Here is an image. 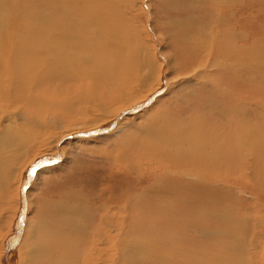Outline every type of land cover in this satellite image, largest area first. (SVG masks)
Returning a JSON list of instances; mask_svg holds the SVG:
<instances>
[{
  "label": "bare ground",
  "instance_id": "6f19581e",
  "mask_svg": "<svg viewBox=\"0 0 264 264\" xmlns=\"http://www.w3.org/2000/svg\"><path fill=\"white\" fill-rule=\"evenodd\" d=\"M104 1L0 0V264H255L249 237L242 240L249 228L247 217L237 215L242 202L235 189L249 191L251 161L256 164L250 155L260 142L253 138L259 129L244 106L256 93L249 81L253 58L264 68V47L248 44L251 6L257 0H189L191 7L182 6L173 27L189 43L180 57L192 60L186 58L179 70L203 65V54L193 59L196 45L201 53L217 46L213 66L222 73L215 100L203 103L193 119L176 124L142 116L164 85L162 68L169 64L155 52L150 58L144 34L130 22L132 6L146 13L143 0ZM201 2L210 9L206 23L194 11ZM163 5L167 8V1ZM122 17L131 24L123 38L127 46H115L116 41L106 40L111 29L105 24ZM122 30L118 27L112 37ZM89 63L95 70L85 68ZM59 79L75 85L73 94L51 92ZM258 85L263 89L255 91L263 92L264 79ZM120 92L121 101H111L116 107L104 100ZM129 109L133 117L124 116ZM129 126L141 130L139 136L135 130L127 136L136 157L120 150L103 161L122 167L138 180L136 185L150 176L143 194L104 192L95 207L89 201L94 192L79 200L89 210L75 207L64 214L55 201L56 212L43 211L36 230L27 218L30 203L25 211L33 165L39 172L45 163L63 160L66 138L81 145L99 139L96 132L128 131ZM260 167L254 172L264 181Z\"/></svg>",
  "mask_w": 264,
  "mask_h": 264
},
{
  "label": "rangeland",
  "instance_id": "374dc122",
  "mask_svg": "<svg viewBox=\"0 0 264 264\" xmlns=\"http://www.w3.org/2000/svg\"><path fill=\"white\" fill-rule=\"evenodd\" d=\"M164 1H167L168 4L167 8H165L163 5ZM104 2H107V0H105ZM149 3L152 6L151 15H150V9L148 8ZM142 5L144 11L151 17L148 19L146 13H143L142 10L140 9L138 10L137 6H132V9L129 12L130 22L134 29L140 30L142 34H144L143 39L146 42L144 46L146 47V50L150 52V58L152 60L154 59L153 56L155 52L157 58L160 61L164 63L166 61L165 59H168L169 61V64L167 66H163L162 68L164 85L162 86V88L158 93L156 92L153 94L154 98L153 100H151V104H150L151 106L149 105L147 107V108L150 107V109L145 111V113H143L144 115L142 116L144 117L147 115L149 117L153 114L154 116L157 115L161 117L158 119H163L165 117L166 120H169L175 124L181 122V120H184V117L193 119L197 114L200 113V108L203 103L209 102V100L210 101L215 100L213 98H215L214 97L216 95L215 90L219 85V81H220L219 79H221L222 72L219 67L213 66V57L219 56V53L217 54V56H215V53L219 52V49L216 46V48L213 49L211 48L208 50L207 49L202 50L201 53V51L198 52V48L197 45L195 46L196 44L195 43L194 45H192L193 47L194 46L196 47V51L193 49V53H194L193 59L203 54V56H200L203 57V65L201 67L197 65L196 66L192 65L191 67V65L189 64L190 70H186V71L179 70L180 65L184 67V62H186L187 59L192 60V58H189L188 55L186 57L184 55L183 58L180 57L181 55L179 54L180 53L179 50L187 51L188 49L187 46L189 45V43L185 41L186 39H184L185 38L184 36L179 37L178 34L175 33L176 31L174 30L175 27L174 23H175V19L180 17L179 15H181L182 13L181 10L182 6L191 7L192 6L191 1L143 0ZM251 9L252 10L249 21L250 24L249 29L251 34L248 44L249 45L256 44L257 46L264 47V0L255 1L254 5L251 6ZM209 10L210 9H208L207 4L206 3L204 4L202 2L199 4L197 3L194 9L195 12L198 11L197 16L199 19L202 16L203 20L200 21L203 23L204 21L205 23L207 21L208 22L210 21V15L208 12ZM171 19L174 20L172 21L173 23H170ZM108 21L109 20H107L105 26L108 25L107 27L108 29L110 28L111 31H108L109 33L107 35L108 37L106 40L107 41L111 40L112 42L109 41L110 43L116 41L114 43L115 46H117V43L119 42H121L120 43L121 45L124 44V46H127V44L124 42L125 39L123 38H126V36H128V31H129L128 29H130L131 27L129 20L123 19L122 17L121 21L116 20L115 22L110 21L109 23ZM119 25H121L122 27ZM118 27L119 30L121 28L123 30L120 31L121 33L119 32L118 35L117 34L114 35L113 38L112 33L115 32V30H117ZM91 28L92 27H90L89 30H93ZM100 30L102 29L100 28ZM199 34L197 36H199ZM151 36L153 37V39L151 38ZM119 39L122 40L120 41ZM87 44L89 43L87 42ZM99 44L96 43L95 47L99 46ZM99 48L100 46L97 49ZM85 54L86 56H88L86 52ZM94 54L96 55L97 52ZM142 57H145V55H142ZM206 58L207 59L211 58V65H209V62ZM253 60L254 61L251 64L252 70H250V74H249V81L252 88V92H256V93H254L255 95L254 97H248L247 99L248 101H246L244 106L251 115L252 125L256 123L257 125L256 127L259 129L257 135H255L253 138H256L260 142H258L257 145L254 146V147L258 146L257 147L258 149L253 147L252 155H250V157L252 156L250 160L256 158L254 160L256 164H254L253 160L251 161L252 162L251 174L253 177L251 176L252 179L251 184L248 183V187L246 185L249 191L244 193V190L242 192L240 191L239 188H236L235 192L237 191L236 194L237 196L239 195L240 203L242 202L240 205L238 204V210L240 211L239 214L237 215L238 217H242V216L245 218L247 217L246 218L247 221L244 220V223L245 224L247 223V226L249 228L248 233L246 234L247 236L242 237V240L248 239L249 237V239L247 240V242L249 243L247 247L250 252L249 256H253L252 261H256L255 264H264V186H263L264 181L258 177L256 171L254 172L255 169L254 167L256 165L258 167L261 166L260 168L264 171L263 168L264 131H262L264 130V115L258 114V112L264 113V91L263 92L260 91L263 88H259L258 85L264 79V68L262 67L260 69L258 61L255 58H253ZM89 65L86 66L85 68L92 69L94 67L93 64H91L92 67H89ZM189 66L187 65V67ZM216 74L218 76H216ZM98 80H99L98 84L101 85L102 82V84L105 85L103 80H101L100 78H98ZM88 81L92 82V80H88ZM88 81L87 83H90ZM109 86L113 88L117 87V85H109ZM51 87H52L51 92L55 91L63 95L73 94L75 89V85H73V83L62 82L60 79L55 81ZM257 88L260 89L259 92L255 91V89ZM139 89L136 90L137 93L142 88L140 90ZM99 90L102 91L101 89ZM142 90H144V88ZM112 93L115 94V92ZM122 95L124 94L120 92L116 97L114 98L108 97L105 98L104 100L107 101V103H109V106L111 105L112 107L113 105L111 104V101H121L119 99L122 98ZM113 107H116V105ZM249 108L251 111L249 110ZM132 110L133 109H129L125 111L124 116L133 117L134 113H129ZM143 117L138 118L136 121L137 122L142 121ZM253 117L257 119H252ZM135 127L137 126L127 127L128 131H131L129 133L128 131L118 130L116 132L115 131L112 132L111 134L102 133V135H100L98 132H96L95 136H97V138L99 139L88 138L87 141L81 142V145L74 144L73 142L72 144L68 143L70 140L67 138L64 139L62 145L67 149L65 158L60 162L51 165H48L49 163L48 164L45 163L46 165L43 167V169L45 170L42 169L39 172L36 171V175L32 179L33 181L26 186L25 199L27 201H26L25 211L28 209V205L30 203L31 208L29 214L27 215V218H29L32 221V225L36 230L39 228V223L41 221L40 216L43 211L56 212L57 209L55 210V208H53L55 207V205L53 204L55 201L61 203L62 208H60V211H62V213L64 214V211L72 213V211L75 210V207L77 208L78 211L83 210L84 208L85 209L87 208L89 210L86 201L84 202L85 205H83L82 202H80L79 200L83 199L84 197L88 198L89 195H91L94 192H96V196L93 197L94 199L91 198V200L89 201L95 207L102 198L106 197L104 192L106 193V195L112 196L115 191L116 193H119L123 197H126L129 191L131 195H135L136 193L143 194L142 189L146 186L147 182L151 181L150 176L144 175L141 178L143 181L140 182L142 184L136 185V182L138 180H136L134 176H130L128 174L126 175V173H128L127 171L119 170L122 167L117 170V168H115L117 165H115L114 163L111 167V164H109L110 163L109 159H108L109 163H104L106 161H103L106 160L107 157L106 154H108V157L112 159V154H116L120 150L123 153L127 152L131 156L136 157L137 150H135L134 148H129L130 140L127 137L128 135H130V133L132 134L133 130H135L139 136L141 130L139 128L136 129ZM253 152L255 153V156L253 155ZM101 162L103 164H106L104 165V168L102 167ZM49 167L51 168V170H49L50 169ZM252 172H254L256 175ZM258 178L260 181L257 180ZM104 182L106 184H104ZM110 186L111 187L114 186L113 188H111L112 190L109 189ZM157 193L155 195H153V193L149 194L148 192L144 194H147L148 196H152V197L160 196V192ZM72 196L78 197V201L76 200L75 202L72 199ZM114 197H116V195H114ZM152 197H147V198L151 199ZM65 198H70V199L64 200ZM236 236L238 235L236 234Z\"/></svg>",
  "mask_w": 264,
  "mask_h": 264
},
{
  "label": "snow or ice",
  "instance_id": "6c2138e0",
  "mask_svg": "<svg viewBox=\"0 0 264 264\" xmlns=\"http://www.w3.org/2000/svg\"><path fill=\"white\" fill-rule=\"evenodd\" d=\"M53 162H56V161H53ZM36 171H37V166L33 165L32 169L30 170L29 175L35 176L36 175Z\"/></svg>",
  "mask_w": 264,
  "mask_h": 264
}]
</instances>
